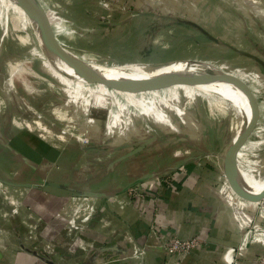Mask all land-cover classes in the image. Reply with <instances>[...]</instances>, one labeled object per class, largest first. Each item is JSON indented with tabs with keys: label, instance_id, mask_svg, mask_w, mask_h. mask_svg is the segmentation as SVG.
Masks as SVG:
<instances>
[{
	"label": "crops",
	"instance_id": "obj_1",
	"mask_svg": "<svg viewBox=\"0 0 264 264\" xmlns=\"http://www.w3.org/2000/svg\"><path fill=\"white\" fill-rule=\"evenodd\" d=\"M37 1L52 19L53 33L59 35L64 22L59 8ZM134 2L139 8L141 4H160L166 15L160 16L159 22L168 27L171 46L177 40H195L207 43L210 52L222 61L233 53L231 59L239 63L244 55L248 63L253 61L246 72L222 61L203 63L213 70L242 72L251 90L252 84L264 86V54L255 55L236 46L242 42L239 35L223 29L247 25L237 18L240 4L225 0ZM104 4L93 0L89 11L92 16L96 9L110 11L107 17L114 12L113 21L105 23L108 27L140 26L143 18H133L137 14L115 12L112 3L107 9ZM249 7L252 19L248 24L259 25L255 10ZM179 35H184L183 39ZM232 96L235 117L240 103ZM257 104L258 118L238 149L237 162L239 151L250 138L264 134L258 100ZM227 119L202 120L196 114L184 124L178 118L179 123L173 122L176 129L162 125L135 140L118 138L98 153L95 148L60 152L28 132L14 130L9 122H0V179L11 190L7 199L0 198V264H136L140 259L145 264H262L264 196L241 192L223 172L224 153L232 140L231 120ZM164 174H170V183L164 179L160 184ZM129 186H138L141 195L129 196ZM89 203H95L98 210L86 223L85 238L98 239L100 245L88 247L86 257L80 259L74 254L76 242L70 248L64 245L71 236L69 230L81 221L85 223L86 218L78 220L76 214ZM173 236L195 238L198 244L190 254L169 255L163 244ZM140 247L144 248L142 257Z\"/></svg>",
	"mask_w": 264,
	"mask_h": 264
},
{
	"label": "rangeland",
	"instance_id": "obj_2",
	"mask_svg": "<svg viewBox=\"0 0 264 264\" xmlns=\"http://www.w3.org/2000/svg\"><path fill=\"white\" fill-rule=\"evenodd\" d=\"M43 1L57 6L59 16L64 20L60 34H54L57 40L86 63L107 68L137 67L150 70L174 60H202L191 61L194 64H203V60L222 61L210 52L205 42L202 44L192 40L190 41L192 43H185L184 40L181 42L173 40L171 46L168 41V27L162 26L159 22V17L166 15L160 4L151 7L141 4L139 8L135 0H95L100 2V5L105 3L106 9L112 3L115 12L125 10L137 14L133 18H143L140 26L112 29L105 23L113 21L115 13L113 12L108 18L106 15L111 13L110 11L104 12L101 9L99 12L96 9L95 16H92L89 10L93 0ZM228 2L246 7L239 8L237 18H241L247 25L224 26L223 29L231 35H239L242 42L240 41L236 46L255 55H263L264 0H225V3ZM246 4H250L249 6L255 10L252 12L259 25L248 24L252 18L248 14L250 7ZM46 17L51 25L52 19H49L47 14ZM229 17L236 18L231 15ZM179 36L183 39L184 35ZM191 39L195 38L192 36ZM233 56V53L227 54L222 62L231 68L238 66L245 72L253 63L250 59L248 63L245 60L246 56L241 55L239 64L236 59H231ZM201 70L216 71L210 67H202ZM227 73L235 75L244 82L248 79L242 72ZM7 84H10L11 88ZM251 87L261 106L260 127H264V86L260 88L252 84ZM209 100L200 91L187 87L186 84L119 91L118 87L108 82H82L70 79L57 72L47 60L22 6L16 0H0V122H9L16 131L28 132L33 137L55 146L60 152L68 149L81 152L84 148H87L85 150L95 148L98 153L110 148L112 141L118 138L135 140L142 134L152 132L156 127L161 128L162 125L176 129V124L173 122L179 123L178 118L183 119L184 124L196 114L202 116V120L203 117L206 119L217 117L227 121L229 117L231 120V112L228 108H224L226 106L224 103L214 106L209 105L211 104ZM238 117L237 105L236 116L232 126L230 125L232 137L236 132ZM90 118H94L92 122ZM263 136L264 134L261 137L256 134L250 138L248 144L240 150L242 154L238 164L241 168H246L249 174L261 177H264ZM169 175L160 176V184L164 179L168 183ZM0 181L8 184L1 179ZM138 188V186L127 187V194L140 196ZM10 191L9 187L7 193L0 192V198L7 199ZM18 200L17 198V203ZM97 210L95 203L83 205L76 214V219L86 218L85 223L81 221L76 229L69 230L71 236L67 238L64 247L70 248L76 242L77 248L74 254L78 253L80 259L82 256L86 257L88 247L100 245L98 239L89 241L85 238L86 223L97 213ZM173 238L195 240L198 244L195 238L170 237L163 244L169 255L190 254L196 247L188 253H169L167 247L171 245ZM44 253L48 254L45 251ZM138 254L141 257L144 255L143 247H140ZM136 264H145V262L140 259Z\"/></svg>",
	"mask_w": 264,
	"mask_h": 264
},
{
	"label": "bare ground",
	"instance_id": "obj_3",
	"mask_svg": "<svg viewBox=\"0 0 264 264\" xmlns=\"http://www.w3.org/2000/svg\"><path fill=\"white\" fill-rule=\"evenodd\" d=\"M29 2L32 5L34 12L39 14L45 20L43 15V9L40 4L36 0H29ZM29 21L34 28L35 36L39 41L41 48H43V51L47 56V60L55 68V70L70 79L85 82V80H83L73 70L72 67H70L61 59V57L51 44V41L46 31L42 27L33 24L30 18ZM72 58L77 64V66H79V68H81L84 73L90 76H107L110 78L167 77L175 74L204 75L206 74L204 73L206 71H202V67H211L210 65L204 63L194 64L191 61H173L152 68L150 70L139 69L137 67L107 68L86 63L75 55H73ZM186 85L187 87L200 91L204 96L208 97V99H210V105L220 106L223 105L222 103H224L226 105L224 108H228V110L231 112L230 125H232L234 118V101L232 94H234L238 98V101L240 103V112L237 127L235 129L236 132L232 139L239 133L241 128H243L246 125L247 121L250 119L251 108L248 99L244 94L242 88L236 82L230 79H216L213 77L204 76L203 78L192 80L191 83H187ZM241 154L242 153L239 151L237 155L238 164L241 159ZM238 164L234 166V176L237 179L245 182V184L248 185L252 190L260 191L264 187V177L250 175L245 170L246 168L243 169Z\"/></svg>",
	"mask_w": 264,
	"mask_h": 264
},
{
	"label": "water",
	"instance_id": "obj_4",
	"mask_svg": "<svg viewBox=\"0 0 264 264\" xmlns=\"http://www.w3.org/2000/svg\"><path fill=\"white\" fill-rule=\"evenodd\" d=\"M16 1L18 2L19 5L22 6L27 16L30 18L31 22L37 26L42 27L46 31L51 41V44L53 45V47L55 48L61 59L70 67H72L73 70L85 81L108 82L110 84L115 85L121 90L123 89L128 91L129 90L135 91L137 89H145V88H155L160 86H169L175 84H187V83H191L192 80H197L199 78H203L204 76L213 77L216 79H230L236 82L242 88L244 94L248 99L251 108V117L247 121L246 125L243 128H241L239 133L231 140L230 144L228 145L223 157V164H222L223 172L227 180L230 182V184H232L234 187L239 189L241 192L258 198L264 196V187L260 191H254L248 185H246L245 182L237 179L233 174L234 166L237 165L236 154L238 152V149L240 148V146L243 144L248 134L253 129L259 115L257 100L253 92L251 91L249 85H247L244 81H242L241 79H239L238 77L232 74L219 70H216L215 72H204L206 73L204 75L175 74L167 77L110 78L107 76H90L84 73L83 70H81V68L77 66V64L72 58L73 55L70 53V51L59 43V41L57 40V38L53 33L51 25L48 23L46 12L43 11V15L46 20L45 21L39 14L34 12L29 0H16Z\"/></svg>",
	"mask_w": 264,
	"mask_h": 264
},
{
	"label": "built area",
	"instance_id": "obj_5",
	"mask_svg": "<svg viewBox=\"0 0 264 264\" xmlns=\"http://www.w3.org/2000/svg\"><path fill=\"white\" fill-rule=\"evenodd\" d=\"M170 181V179H169ZM170 183V182H169ZM9 191L8 184H5L0 181V192L7 193ZM197 245V242L195 240H181L178 238H173L171 240V245L167 247L169 253H188L190 252L195 246ZM259 262L264 264V258H259Z\"/></svg>",
	"mask_w": 264,
	"mask_h": 264
}]
</instances>
